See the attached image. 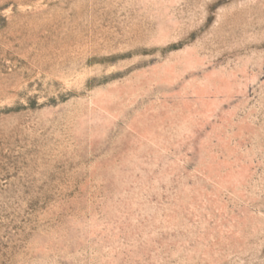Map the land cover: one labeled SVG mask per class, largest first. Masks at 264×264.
<instances>
[{"label": "rangeland", "instance_id": "obj_1", "mask_svg": "<svg viewBox=\"0 0 264 264\" xmlns=\"http://www.w3.org/2000/svg\"><path fill=\"white\" fill-rule=\"evenodd\" d=\"M0 264H264V0H0Z\"/></svg>", "mask_w": 264, "mask_h": 264}]
</instances>
